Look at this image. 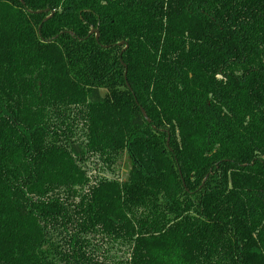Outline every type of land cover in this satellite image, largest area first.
Masks as SVG:
<instances>
[{"label": "trees", "instance_id": "1", "mask_svg": "<svg viewBox=\"0 0 264 264\" xmlns=\"http://www.w3.org/2000/svg\"><path fill=\"white\" fill-rule=\"evenodd\" d=\"M0 264H264V0H0Z\"/></svg>", "mask_w": 264, "mask_h": 264}, {"label": "water", "instance_id": "2", "mask_svg": "<svg viewBox=\"0 0 264 264\" xmlns=\"http://www.w3.org/2000/svg\"><path fill=\"white\" fill-rule=\"evenodd\" d=\"M21 1L23 3V0H21ZM90 34H95L96 35V40L98 41V39H99V33H98L97 30H92ZM119 45H123V43H120ZM127 86H128V83H127ZM128 88H129V86H128ZM141 112H142L144 118L149 122V119H148V117H147V115H146V113L144 112L143 109H141Z\"/></svg>", "mask_w": 264, "mask_h": 264}, {"label": "rangeland", "instance_id": "3", "mask_svg": "<svg viewBox=\"0 0 264 264\" xmlns=\"http://www.w3.org/2000/svg\"><path fill=\"white\" fill-rule=\"evenodd\" d=\"M130 164H129V160L127 159V156L125 158V161L122 163V170L120 171V174L125 177V169L129 168Z\"/></svg>", "mask_w": 264, "mask_h": 264}]
</instances>
